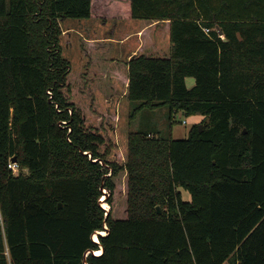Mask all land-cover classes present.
<instances>
[{
  "label": "trees",
  "instance_id": "obj_1",
  "mask_svg": "<svg viewBox=\"0 0 264 264\" xmlns=\"http://www.w3.org/2000/svg\"><path fill=\"white\" fill-rule=\"evenodd\" d=\"M91 17L170 21L168 55L103 41V57L128 66L134 115L200 114L202 130L130 131L123 163L101 151L61 45L63 19ZM0 212V264H264V0H0Z\"/></svg>",
  "mask_w": 264,
  "mask_h": 264
},
{
  "label": "rangeland",
  "instance_id": "obj_2",
  "mask_svg": "<svg viewBox=\"0 0 264 264\" xmlns=\"http://www.w3.org/2000/svg\"><path fill=\"white\" fill-rule=\"evenodd\" d=\"M95 19L89 23L80 18L63 19L61 21L63 28L61 45L63 55L70 60L72 68V74L69 75V88L66 91L84 111L86 124L96 128L105 136L106 142L101 146V151L108 150L109 159L117 160L119 163L127 159L130 131L155 129L164 137L180 139L188 136L194 124L198 123L204 127L203 115H186L181 110L170 120L168 107L155 110L141 109L134 115L136 103L130 101L124 93L126 89L125 67L122 63L117 65L115 62H105L107 58L103 57L104 48L101 44L104 40L102 37L111 29L113 21L108 20L109 25L102 28L101 23L104 20ZM120 56L125 55L120 54ZM107 64L110 67L113 64L114 67L109 68ZM186 83L188 87H192L196 80L193 76H188ZM117 178L120 180L119 188L114 191L113 203L108 202V198L112 195L108 190H106L109 192L107 199H103L105 192L102 199L100 198L102 207H106L107 203L113 207L115 217L116 205L123 208L120 201L125 200V172L121 171L115 178L116 187ZM179 189L182 191L184 200H191L192 195L188 190L182 187ZM124 212L126 217L127 210ZM93 237L97 238L96 234Z\"/></svg>",
  "mask_w": 264,
  "mask_h": 264
},
{
  "label": "crops",
  "instance_id": "obj_3",
  "mask_svg": "<svg viewBox=\"0 0 264 264\" xmlns=\"http://www.w3.org/2000/svg\"><path fill=\"white\" fill-rule=\"evenodd\" d=\"M95 18L100 19L98 17H91L86 18L85 20L89 23ZM108 20H112L113 23L111 24V29L109 31L106 30L107 33L102 37V40H104L105 43L110 42L113 46V55L116 59L121 60V58H124L123 60L127 61L133 55L139 53L152 55H168L170 53L171 43L169 20L157 21L141 20L130 17H110L107 20L102 21V28L109 25ZM120 54L125 56L122 57ZM124 67L126 69L125 85L127 87L129 82L128 66L125 64Z\"/></svg>",
  "mask_w": 264,
  "mask_h": 264
},
{
  "label": "water",
  "instance_id": "obj_4",
  "mask_svg": "<svg viewBox=\"0 0 264 264\" xmlns=\"http://www.w3.org/2000/svg\"><path fill=\"white\" fill-rule=\"evenodd\" d=\"M218 30H219V33L222 35L223 34V32H222V30L220 29V28H218ZM199 128H200V130H202L203 129V127H202V125L201 124H199ZM244 132H246V129H244ZM17 160V158H16V156H14L13 158H12V161H16ZM102 189H103V192H105L106 194H105V198H103V199H107V196L109 195L108 193L109 192H107L106 191V189H104L103 187H102ZM102 199V198H101ZM100 201H102V200H100ZM60 206H62V204H60ZM105 209H106V218H107V216H108V214L110 213V208H107V207H105V206H103ZM157 209H158V211L160 212L161 211V208H160V206H157ZM105 227H106V231L105 232H102V231H100V230H97L96 232H95V234H96V236H97V238L99 237V235H105L106 233H108V227H107V225L105 224ZM94 240L95 241H99V239H96V238H94ZM101 252L103 251V246H101ZM89 252H91V250L90 251H87V253H86V255L89 253ZM93 253H94V251H92ZM96 254V253H95Z\"/></svg>",
  "mask_w": 264,
  "mask_h": 264
},
{
  "label": "built area",
  "instance_id": "obj_5",
  "mask_svg": "<svg viewBox=\"0 0 264 264\" xmlns=\"http://www.w3.org/2000/svg\"><path fill=\"white\" fill-rule=\"evenodd\" d=\"M206 31H209V29L206 28ZM222 36H223V34H222ZM9 167L12 168V170H13V172H14L15 174H17V173L20 172V167H19V165H18V163H17L16 161H12V160H10V162H9ZM106 190H107V189H106ZM96 251H97V250H95L94 253H96Z\"/></svg>",
  "mask_w": 264,
  "mask_h": 264
},
{
  "label": "bare ground",
  "instance_id": "obj_6",
  "mask_svg": "<svg viewBox=\"0 0 264 264\" xmlns=\"http://www.w3.org/2000/svg\"><path fill=\"white\" fill-rule=\"evenodd\" d=\"M106 203H107V202H106ZM102 232H104V231H102ZM96 239H98V238H96ZM98 251H99V253H101V251H100V250H97V251H96V253H98ZM99 253H98V254H99Z\"/></svg>",
  "mask_w": 264,
  "mask_h": 264
}]
</instances>
